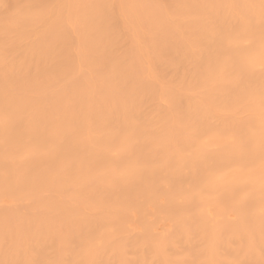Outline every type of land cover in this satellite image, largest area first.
<instances>
[{"label": "bare ground", "instance_id": "bare-ground-1", "mask_svg": "<svg viewBox=\"0 0 264 264\" xmlns=\"http://www.w3.org/2000/svg\"><path fill=\"white\" fill-rule=\"evenodd\" d=\"M0 264H264V0H0Z\"/></svg>", "mask_w": 264, "mask_h": 264}]
</instances>
